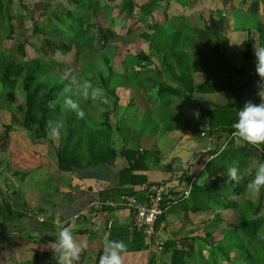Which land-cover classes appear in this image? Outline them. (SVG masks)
<instances>
[{
  "label": "trees",
  "instance_id": "obj_1",
  "mask_svg": "<svg viewBox=\"0 0 264 264\" xmlns=\"http://www.w3.org/2000/svg\"><path fill=\"white\" fill-rule=\"evenodd\" d=\"M114 1L106 0V5ZM222 1L233 0H209L207 15L204 12L195 14L203 22L202 28L193 24V19H186L185 15L168 17L167 10L171 2L181 7H190L193 2L189 0H119L118 3L112 4L118 13L110 18L103 11L104 4L101 0H66L72 8L59 12L57 22L60 26L48 15L50 8L43 9L45 16L47 14L43 27L40 29L34 26L32 34L41 35L46 45L64 55L66 52L60 49L51 32L54 29L72 46L73 61H81L80 73L72 70L63 72L60 66L65 65L64 61H46L42 57L22 60L26 56V45L29 43L27 40L17 46L18 57L6 50L0 51V110L7 109L19 114L22 128L28 133L30 140L47 145L64 171L82 167L84 162L83 167L110 164L118 153L125 159L126 164L119 170L118 182L113 187L116 196L114 201L122 194L135 196L142 201L141 195L129 186H147L149 183L146 176L136 172L146 170L147 162L159 163L160 160L157 151L124 147L115 149L112 146L111 117L119 105L118 90H121L125 97H128V92L132 90L142 91L148 97L147 93L152 90L154 94L147 99L152 103L154 101L151 98L162 99V108H167L170 97H180L199 113L198 122L204 124L212 145L197 160L204 166L202 173L205 183L192 184L193 175L182 174L178 178L179 184L184 182L191 187L189 197L178 203L184 211L209 213L203 223L204 233L191 236L194 242H200V247L187 250L179 248L178 241L174 239L166 240L162 242L159 250L149 251V261L159 252L167 256L168 264H264V189L257 193L248 187L255 173V170L250 169L249 154L251 151L259 152L256 165L258 166L260 162H264V146L248 144L234 135L233 128L237 112L244 104L235 80L248 79L258 82L261 78L256 70L248 71L243 62L238 67L229 58L230 53L239 54L243 61H248L252 56V28L259 35L256 39L258 46H264V25L257 19L252 22L253 26L250 25V16L244 15L246 19L238 17V10H225ZM241 2L244 4L245 0ZM6 5V0H0V31L2 37L8 41L13 39L15 27L11 23L12 17L8 14ZM19 7L25 13L31 11L22 0ZM58 7L56 4L52 9L57 11ZM135 13L144 19L143 29H140L137 35L146 43L147 51L131 53L126 51L122 44L114 42L108 43L99 52L100 61L94 59L91 53L95 46V31L89 25L95 24L97 31L103 34L109 31L108 25L116 18L132 19ZM159 13L164 18L163 22H153L154 16ZM215 13L224 18L231 33H236L235 40L241 33H246L245 42L240 43L237 50L232 49L230 37L212 31L210 18ZM248 21L249 25H243ZM134 32L133 27H127L124 35L128 36ZM199 34L207 36L208 48L185 51L186 45ZM122 50L125 52L123 59L119 60L121 70L118 73L114 71L112 63L119 57V53L121 55ZM194 73H201L205 79L196 84L192 76ZM73 76L80 82L88 80L93 86L102 88L104 99H85L73 95L68 87ZM112 79H116L115 85ZM15 88L23 92L22 107L11 105L10 99ZM196 93H221L224 97L212 108H204L193 101V95ZM67 96H72L80 104L83 116L66 107ZM83 100L87 104L83 103ZM251 101L259 103L258 99ZM50 103L54 106L50 107ZM125 105H135V99L129 95ZM168 114L170 120L174 121L165 129L170 131L179 116L169 112ZM57 120L64 121V130L62 134L53 137L50 125ZM188 128L194 131L196 124L191 123ZM11 130L10 123L3 125L0 134L1 155L4 151H9ZM3 157L0 167L4 165L2 169L14 177L21 178L23 172L11 169L8 158H5L7 156ZM233 165L241 169L239 181H233L228 175V169ZM174 193L176 194L177 190H174ZM249 194H255V199H250ZM11 196V193L7 195L0 189V220L4 222L12 221L15 215ZM106 208L108 209H104ZM226 215L233 217L231 224H228ZM163 220L164 214L156 222L157 230ZM116 234L128 235L127 227L110 230L109 240H114ZM130 235L133 244L129 243L126 251H145L153 244L151 238L145 243L146 236L141 232L131 231ZM112 236L114 238H111ZM203 249L207 252L206 257L202 254Z\"/></svg>",
  "mask_w": 264,
  "mask_h": 264
},
{
  "label": "crops",
  "instance_id": "obj_2",
  "mask_svg": "<svg viewBox=\"0 0 264 264\" xmlns=\"http://www.w3.org/2000/svg\"><path fill=\"white\" fill-rule=\"evenodd\" d=\"M189 1L197 2L201 0ZM241 1H222V6L225 10L237 9L238 17L246 19L244 15L250 16L251 23L248 21L243 25H249V23L251 25L256 19L264 25V0H245L244 4ZM239 4L243 7H240ZM185 7H188V5ZM180 8L184 7L180 6ZM181 15L187 16L186 19L190 20L197 18V15H189L187 11L185 14L181 13ZM196 25L198 27L199 23ZM210 25L214 32L230 37L232 49L237 50L240 43L245 42V39L242 38H246V33H241L239 40H235L236 33H231L228 30L224 18L217 13L210 18ZM250 35L254 39L252 45L254 53L248 61L241 60V56L236 53H230L229 58L234 65L239 67L243 62L248 71H253L256 70L257 60L254 46L259 47L256 41L259 35L254 28L251 29ZM197 36L186 45L185 51L206 50L208 48L207 41H204L205 37L202 35ZM198 38H203V43L200 46L196 44ZM197 74L199 80H195ZM192 76L196 84L205 79V76L201 73H194ZM235 85L239 90L243 103L256 99L259 100V103L261 102V97L258 95L257 81L236 79ZM129 95L132 98V91L128 92V97L125 98L126 102H128ZM135 97H138L137 103L135 98V107L139 105L144 109H148L152 104L142 91H137ZM223 97L221 98L223 99ZM170 98L171 100H169L172 103H169L168 108L171 110L169 113L176 114L180 118L185 113L188 114V109H192V105L187 104L184 99L176 96ZM218 101L221 102L222 100ZM116 114L115 112L111 117L113 128L112 146L115 149L122 147L131 149L125 147L124 142L120 141L121 128H131V124L118 123V118H115ZM198 120L199 115L194 116L191 120H185L180 127L175 125L172 130H165L160 135L156 132L142 131V138L137 140L139 142L137 145L138 150L157 151L160 160L159 163L147 162V169L136 173L145 175L148 183L164 182L177 191H183L189 187L184 182L179 184L178 178L182 174L193 175L191 183L197 182L199 185H203L205 176L203 175L199 182L198 178H200L204 166L197 160L212 145L211 138L207 137L204 124L199 123ZM187 121L190 123H187ZM191 123L196 124L194 131L188 128ZM196 133L199 135L198 137ZM137 134L133 130V136L136 137ZM162 137L170 140L168 142L172 144L173 148L166 149L164 146L163 149L159 145ZM115 140L119 141L120 144L116 145ZM131 140L133 141L130 137L127 142ZM182 143L184 145H180ZM32 144H34L33 147L29 148L27 143H20L11 150L9 149V154L5 157L8 158L11 169L23 172L21 178L14 177L7 170L0 167V186L3 193L12 194L11 203L14 205L13 211L15 213L12 221L4 222L0 220V264H57L50 242L56 240L55 234L63 227H70L75 238L83 246L80 259L75 264H99L105 244L110 239V230L127 227L128 235L117 236L116 234L115 238L113 236L111 238L123 240L127 246L129 243L133 244L130 235L132 213L129 208L104 206L102 209H98L92 205L96 200L101 202L115 200L113 187L118 182L119 170L126 164L123 157L117 153V157L110 164L83 167L84 162L82 167H74L72 171H64L58 165L55 154L50 153L47 145L42 143ZM176 149H178V153L174 154L173 152ZM23 170H27L26 173ZM144 187V185L129 186V188L138 192L141 197L143 196ZM16 193H19V203L13 198ZM179 203L168 207L164 212V220L158 229L159 237H162H160L162 242L170 239L178 241L179 248L197 249L200 247V242H194L191 236L204 233L203 223L209 217V213L205 211H184L182 207H179ZM105 207H108V209H104ZM76 215L79 217L75 218ZM226 219L228 224H231L229 218ZM108 222H111L110 228L107 227ZM145 243H148L147 238ZM150 250H153L151 246L145 251H125L123 253V264H168L167 256L159 252L149 261L148 253ZM202 254L206 257V250L203 249Z\"/></svg>",
  "mask_w": 264,
  "mask_h": 264
},
{
  "label": "rangeland",
  "instance_id": "obj_3",
  "mask_svg": "<svg viewBox=\"0 0 264 264\" xmlns=\"http://www.w3.org/2000/svg\"><path fill=\"white\" fill-rule=\"evenodd\" d=\"M6 2H7L6 8L9 12L8 14L12 17L11 23L14 25L15 29H14L13 39L8 40V41H6L2 37V33L0 31V51L6 50L7 52H10L11 54H14L15 56L18 57L17 46L20 43L27 40L29 43L26 45V56L22 60H27L33 57H42L46 61H54V62L64 61L66 66L65 65L64 66L62 65V67L60 66V69L63 70V72L72 70L76 73H80L81 61L80 60L73 61L74 58H73L72 46L69 44V42L61 38L54 29H52L51 32L54 34L55 38L57 39L60 49L66 52V54L64 55L58 53L57 51H54L51 47L46 45L41 35L32 34V30L34 26L40 29H42L43 27V22H44L43 20H45V17L47 16V14L45 16V13L42 12L43 9L50 8L48 15L52 17V20L60 26V24L57 22L60 16L59 12L65 11L66 8H72L71 4H68L66 0H22V2L28 6L29 10H31L30 13L28 12L25 13L20 10V7H19L20 0H6ZM118 2L119 0L114 1V3H118ZM101 3L104 4L103 11L108 15L109 18L117 15L118 12L112 5L114 3L110 5H106V0H101ZM56 4L59 5V7L57 8L58 9L57 11L52 9V7H55ZM208 4H209V0H201V1L193 2L190 7L188 6V7L180 8V6L177 5L175 2H171L170 7L167 10V14H168V17H175L178 15H181V13L185 14L186 11L187 13H189V15L199 14L200 12L201 13L204 12L206 14ZM239 6L243 7V5L241 4H239ZM154 17L155 18L153 22L161 23L164 20L161 13H159L158 15ZM143 23H144V19L140 17L138 13H135L132 19L129 18L128 20H123L120 17L116 18L113 23L108 25L109 31L104 32L103 34L97 31L95 24L89 25V27L95 31V46H94L93 52L91 53L94 55L93 58L98 61L99 52H101L108 43H114V42L122 44L124 46V49L128 52L130 51L131 53H136L140 50L147 51L146 43L143 42L141 38H139V36L137 35L140 32L139 30L143 29L142 28ZM192 23L195 25L199 23L198 27L199 28L203 27V22L199 19L197 20V18L193 19ZM127 27H133L135 32L131 35L125 36L124 34H125ZM44 28L46 29V27ZM200 36L201 35H198L197 37H200ZM202 36L205 37L206 39V40L204 39V41H207V36L206 35H202ZM242 39H245V37H243ZM236 40H239V37H236ZM202 43H203V38H198V40L196 41L197 46H200ZM124 52L125 51L122 50L121 55L119 53L118 54L119 57H117L116 61L112 63V67L115 72L119 73L121 70L118 63H119V60L123 59ZM196 79L199 80L198 74L195 76V80ZM112 81L114 85L117 83L116 79H112ZM136 92H137L136 90L134 91L132 90V97L134 99L136 98L135 97ZM153 94L154 92L151 90L149 93H147V96L151 97ZM118 96L120 98V101H119L118 109L115 111L117 113L115 118L116 119L118 118L117 119L119 120L118 123L131 124V128L123 127L120 130V141L124 142L123 145L125 147L131 148V149H139V147H137L139 143L137 140L139 138L140 139L142 138L141 136L142 131L143 132L144 131L156 132L157 134L160 135L163 132H165V129L167 126H169L172 122H174L170 120L169 114H168V112L171 111L168 108L169 103H172V101L170 102L171 98H169L170 100L168 101L169 103H168L167 108L161 107L160 100L162 99L158 100L157 98L156 99L151 98V100L154 101L155 105L152 103L148 109H144L143 107L139 105L137 107H135L134 105H132L131 107L124 106L126 103V99H125L126 97L121 92V90H118ZM222 96L223 94L221 93H215V94H197L196 93L193 95V101L201 104L204 108H212L214 104L216 105V103H220L218 100H223L221 98ZM10 100H11V105L22 107L24 104L23 92H21L19 88H15L13 97ZM137 102H138V97L136 98V103ZM185 102L190 105V103L187 102L186 100ZM83 103L87 104L85 100H83ZM186 108L185 110H187ZM191 108H192L191 110L188 109V114L185 113V115L180 116L179 120L175 122L176 126L180 127L181 124H184L185 120L187 119L191 120L194 116H196L195 113L197 112L193 109V107ZM7 123H10L11 128H12L9 134V140H8V144H9L8 147L10 150L14 146H18L20 143L22 144L27 143V147L29 148L33 147L34 144L32 143H35V142L30 140L28 133L23 130L21 116L15 112L8 111L7 109H1L0 110V134L3 131V125ZM133 130L136 132V134L138 133L136 137L133 136ZM198 136L199 135L197 134V137ZM130 137L131 139H133V141L131 140L127 142L128 138ZM103 139L105 140L104 137ZM168 141L170 140L162 137L159 141V145L162 146L163 149H164V146L166 147V149H169L170 147L173 148L172 144H169ZM114 142L116 145L118 143L120 144L119 141L117 142L115 140ZM180 145H184V144L182 143ZM180 145H179V148H180ZM80 150H82V148H80L79 151ZM7 152L9 151L7 150L4 151L2 155L0 153V158H1L0 161L4 160L3 156H6ZM82 152L83 150L81 151V153ZM173 153L177 154L178 149L174 150ZM258 158H259L258 151L250 152L249 154L250 169L252 170L256 169ZM2 167H4V165H2ZM147 167H148V164H147ZM23 171L26 173L27 170H23ZM253 174L255 175V173ZM199 177L200 178H198V182L201 181L203 177V173ZM251 177H252V173H251ZM0 189L2 190L1 186H0ZM254 196L255 194H251V195L249 194L248 197L254 200L255 199ZM13 198L16 200L17 203H19L18 202L19 193H16ZM124 209H128V208L124 207ZM228 218H229V221L232 222L231 220L233 219V217L228 216Z\"/></svg>",
  "mask_w": 264,
  "mask_h": 264
},
{
  "label": "clouds",
  "instance_id": "obj_4",
  "mask_svg": "<svg viewBox=\"0 0 264 264\" xmlns=\"http://www.w3.org/2000/svg\"><path fill=\"white\" fill-rule=\"evenodd\" d=\"M256 60V72L261 77L258 84V95L261 97L260 103L251 100L244 103L237 112V119L233 124L234 135L240 137L243 141L254 146H264V46H254ZM69 91L73 95H79L83 98L93 100H103L104 91L98 86H93L91 81L80 82L76 76L71 78ZM65 105L78 115L84 113L80 109V104L72 96L65 97ZM54 104L50 103V107ZM198 116V112L195 113ZM50 130L53 136L62 134L64 130V121L57 120L52 122ZM241 169L238 166H230L228 175L233 181H239L241 178ZM249 189L259 193L264 189V162H260L255 169V175L248 185ZM56 235V240L50 242L54 252L57 264H75L80 259L83 246L79 242L70 227L61 228ZM127 250V244L123 240H108L105 244L99 264H123V253Z\"/></svg>",
  "mask_w": 264,
  "mask_h": 264
},
{
  "label": "built area",
  "instance_id": "obj_5",
  "mask_svg": "<svg viewBox=\"0 0 264 264\" xmlns=\"http://www.w3.org/2000/svg\"><path fill=\"white\" fill-rule=\"evenodd\" d=\"M189 193L190 185L186 190L177 191L175 194L172 187L168 184L164 182H151L144 188L142 201H139L135 196L122 194L116 202H101L100 200H96L92 205L98 209H102L104 206L129 208L132 213L130 230L143 233L148 240L151 238L153 240L151 247L156 251L162 245L159 230L156 229L158 218L164 214L168 207L188 197ZM78 217V215L75 216V218ZM107 227H111V222H108Z\"/></svg>",
  "mask_w": 264,
  "mask_h": 264
}]
</instances>
